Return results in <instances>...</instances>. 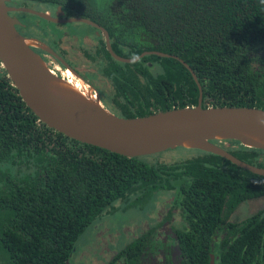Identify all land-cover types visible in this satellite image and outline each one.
<instances>
[{"label": "trees", "instance_id": "obj_1", "mask_svg": "<svg viewBox=\"0 0 264 264\" xmlns=\"http://www.w3.org/2000/svg\"><path fill=\"white\" fill-rule=\"evenodd\" d=\"M10 5L87 18L105 29L121 57L149 50L179 57L197 77L201 107L264 109L260 0H13ZM34 17L38 24L23 17L21 35L61 51L63 31ZM91 42L82 52L110 86L100 100L114 114L139 117L196 105V84L176 59L150 54L123 63L107 53L100 32ZM213 142L264 168V150L236 140ZM159 193L170 198L165 220L176 213L180 221L170 229L175 257L159 264H208L209 254L214 264H264V205L240 221L229 220L243 201L264 197V176L193 148L126 157L69 138L32 113L0 64V264H66L94 221L120 205L144 206ZM153 230L127 243L108 264H147Z\"/></svg>", "mask_w": 264, "mask_h": 264}, {"label": "water", "instance_id": "obj_2", "mask_svg": "<svg viewBox=\"0 0 264 264\" xmlns=\"http://www.w3.org/2000/svg\"><path fill=\"white\" fill-rule=\"evenodd\" d=\"M13 0H0V64L19 97L32 113L48 127L82 143L90 144L126 157L161 153L174 147L193 148L218 155L251 173L264 176V168L246 163L213 141L236 140L241 145L264 150V128L257 117L264 109L254 107H201V88L195 73L179 57L155 50L142 51L134 57L114 53L104 28L83 17L60 18L47 11L11 6ZM10 12H25L57 24L81 23L99 30L107 53L114 60L131 63L145 55L171 57L190 73L197 87L193 107L172 108L139 116L122 117L106 108L91 87L53 50L34 38L21 35L25 27ZM40 46L55 57L72 76L81 80L87 95L74 94L62 84L63 79L47 67L32 50ZM214 256L209 254V264ZM69 264V261H66Z\"/></svg>", "mask_w": 264, "mask_h": 264}, {"label": "rangeland", "instance_id": "obj_3", "mask_svg": "<svg viewBox=\"0 0 264 264\" xmlns=\"http://www.w3.org/2000/svg\"><path fill=\"white\" fill-rule=\"evenodd\" d=\"M22 17L29 20V22L38 24L37 18L32 14L22 15ZM50 27L52 28V26ZM57 28L62 31H67L63 41L68 46V49H70L69 57L80 66L81 62L78 56L75 55L76 49L79 48L80 40H78V37H76L74 33L75 31L90 33L93 29L81 23L65 24L62 25V27L57 26ZM47 57L48 56H46V58ZM45 64L47 67L50 65L47 61H45ZM83 64L86 65V63ZM85 67L91 68V66ZM59 70L62 71V69ZM54 74L57 75L55 71ZM223 144L224 146H228V143ZM167 196L168 193H160L155 196L151 202V207L147 209V211L150 212L148 217L152 218L156 216V211L159 209L162 199ZM263 204L264 197L244 201L239 204L230 215V220L238 221L251 212L259 209ZM142 206L143 205H120L116 207L112 213L104 215L99 219V222H97V220L89 225L74 243V248L70 255V264H107L108 259L111 258L113 254L129 242L134 235L138 234L141 226L150 223V221L146 219V208ZM131 226L132 230H124L125 227ZM127 233L131 235L127 237L125 235Z\"/></svg>", "mask_w": 264, "mask_h": 264}, {"label": "flooded vegetation", "instance_id": "obj_4", "mask_svg": "<svg viewBox=\"0 0 264 264\" xmlns=\"http://www.w3.org/2000/svg\"><path fill=\"white\" fill-rule=\"evenodd\" d=\"M55 11L56 10H53V11L49 12V14L53 16V15H55ZM10 13L11 14L14 13V15H16L21 20V22H23L25 24L24 18L21 16V14H19L20 12H10ZM59 17L63 18L61 15H59ZM53 24H55L56 26H60V27H62V25H65V24H57V23H53ZM21 28H23V27H21ZM98 31L99 30H97V29H96V31L92 30L90 33H83V32H79V31H75L74 35L76 37H78V40H80L79 48L76 49V53H75V55L78 56V58L81 62L80 66L69 57V53H70L69 50L70 49H68V46L63 41V38L65 37V34L67 33V31L62 32L63 36L60 37L59 44L57 45L58 49L60 47L59 50H61V51L58 52V51H55L54 49H51V48L50 49L53 50L60 58H62L67 63V65L73 71H75L88 84V86L92 88V90H94V92L96 93L98 98L101 99V98L105 97V95L107 96V94L110 90V86L102 79L101 75L97 72V68H96L95 64L92 62V60L90 58H88L87 56H85L84 53L82 52V48L89 49L88 45L92 44V42H91L92 37L95 35L97 36L100 32V31L99 32ZM102 37H103V35H102ZM103 41H104V38H103ZM31 48L44 62L47 61V63L52 65V66L48 65V67L53 72L55 71V73L58 76L61 75V71L59 69L65 70V67L55 57L50 55L45 49H43L37 45L31 46ZM46 56H48V57L46 58ZM83 63H86V65H84ZM85 66H91V68H86ZM162 194H165V193H162ZM155 196H157V195H155ZM155 196H153L152 199L143 206L146 208V212H147L146 213L147 214L146 219L149 220L150 223L144 224L143 226H141L138 234L134 235L133 238H131L129 240V242H131L132 240H134L135 238H138L141 234L146 232L148 229L154 228L153 233H152V237H151L152 238V245L150 246L151 249L148 250L149 259H147V260H149V262H147L146 260L144 261V263H147V264H159V263L165 262L168 259H170V260L174 259L175 254H176V245H175V242H174V239L172 236V232L170 229H172V227H174V226L179 227V224H180V221L178 220L176 213H175L176 215L173 214L169 220H165V218H164L166 216L167 208L170 206V201H169L170 198H168V196L165 197L164 199H162V202L160 203V207L156 211V216H154L152 218L148 217V214L150 212H148L147 209H149L151 207V205H152L151 202L153 201ZM249 200H252V199H249ZM245 201H247V200H245ZM259 209H257V210H259ZM257 210L251 212L250 214L246 215L245 217L251 215L252 213L256 212ZM245 217H243L242 219H244ZM242 219H240V220H242ZM229 220H230V216H229ZM240 220H238V221H240ZM99 221L100 220H98L97 222H99ZM230 221H232V220H230ZM232 222H237V221H232ZM124 230L130 231V230H132V226L131 227H125ZM125 235L128 237L131 234L127 233ZM129 242H127V243H129ZM146 248H148V246ZM121 249H119V250H121ZM116 253L113 254L111 256V258L108 259L107 264L109 263L110 260L113 259V257L116 255ZM68 261L70 264V257H69ZM208 264H209V261H208ZM213 264H214V260H213Z\"/></svg>", "mask_w": 264, "mask_h": 264}, {"label": "bare ground", "instance_id": "obj_5", "mask_svg": "<svg viewBox=\"0 0 264 264\" xmlns=\"http://www.w3.org/2000/svg\"><path fill=\"white\" fill-rule=\"evenodd\" d=\"M61 77L64 82H62V84L60 85L64 86L74 94H79L83 96L87 95L88 92L86 85L81 80L74 78L68 70H62Z\"/></svg>", "mask_w": 264, "mask_h": 264}, {"label": "clouds", "instance_id": "obj_6", "mask_svg": "<svg viewBox=\"0 0 264 264\" xmlns=\"http://www.w3.org/2000/svg\"><path fill=\"white\" fill-rule=\"evenodd\" d=\"M262 4H264V0H260ZM257 123L260 127L264 128V114L257 117Z\"/></svg>", "mask_w": 264, "mask_h": 264}]
</instances>
